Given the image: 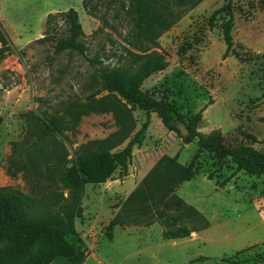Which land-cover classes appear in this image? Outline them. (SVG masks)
I'll return each instance as SVG.
<instances>
[{
  "label": "rangeland",
  "instance_id": "obj_1",
  "mask_svg": "<svg viewBox=\"0 0 264 264\" xmlns=\"http://www.w3.org/2000/svg\"><path fill=\"white\" fill-rule=\"evenodd\" d=\"M229 2L231 49L223 34ZM132 3L94 0L87 11L82 0H0L13 43L0 63V187L30 198L32 217L74 214L77 232L66 239L85 249L79 264H264V175L231 157L218 161L197 140L184 142L186 126L169 130L157 113L126 105L102 84L103 74L134 75L156 54L167 66L143 81V92L169 101L186 121L206 107L198 131L264 152V0H203L157 45L137 35ZM70 8L94 63L74 50L54 53L52 39L67 28L59 16L47 24V16ZM46 33L51 40L37 41ZM146 122L128 174L66 184L79 156L128 132L112 151L124 148ZM178 165H191L193 174L166 196ZM48 264L75 263L59 256Z\"/></svg>",
  "mask_w": 264,
  "mask_h": 264
},
{
  "label": "trees",
  "instance_id": "obj_2",
  "mask_svg": "<svg viewBox=\"0 0 264 264\" xmlns=\"http://www.w3.org/2000/svg\"><path fill=\"white\" fill-rule=\"evenodd\" d=\"M93 1L82 0L84 9L89 11ZM202 1L189 0V3L185 5L183 0H133L132 5L127 9V13L133 18L137 35L141 39L157 45L158 39L165 32L170 30L187 12ZM230 4L229 2L225 6L230 17L223 26L224 40L228 49L233 46L231 34L233 13ZM176 7L178 11L175 13L174 8ZM56 16H59L66 25L67 35L52 39L54 53L59 54L65 50H74L88 58L86 45L81 40L84 31L78 11L70 8L56 14L50 13L46 23L49 24ZM48 40H51V37L47 33L43 38L37 39L40 42ZM0 44H2L0 47L1 63L12 52L13 47L12 40L1 22ZM88 60L94 63L93 59L88 58ZM166 66L167 62L162 57L160 58L156 54L148 55L146 61L134 75L103 74V89L109 92H117L126 100V105L139 108L149 114L157 113L169 130L178 131L181 129V125L186 126L188 134L183 136L184 142L190 143L197 140L199 149L213 153L218 161L231 157L238 167L247 173L258 176L264 175V152H259L252 146L243 143L229 147L226 145L221 132L205 135L198 131V124L206 107L186 121L178 115L169 101L158 100L141 90L142 83L146 78ZM2 121L3 118L0 115V124ZM117 121L122 129L127 126H125L123 118L118 117ZM147 128L148 122L122 149L112 151L113 148L122 144L129 137L128 132H125L124 135L115 134L116 143L113 142V138L108 139L103 141L104 147L99 148V150L79 156L65 173L66 184L72 185L77 181L85 184L104 183L113 179L117 170L122 175L128 174L133 148L143 142ZM113 144L114 147H111ZM172 162L176 163L174 160ZM8 174L15 175L11 170H8ZM192 174L191 165L188 167L178 165L177 170L170 171L168 175L171 184L164 191L165 195H169L175 186L188 180ZM40 201L48 202L44 198ZM31 204L32 200L27 199L23 194H16L10 187H0V243L5 244L0 248V264H48L53 258L59 256L79 264L85 258V249H76L66 239L67 235L77 232L74 214L32 217L27 211ZM116 223L117 219H113L109 228L111 229ZM184 235L181 233L177 236Z\"/></svg>",
  "mask_w": 264,
  "mask_h": 264
},
{
  "label": "water",
  "instance_id": "obj_3",
  "mask_svg": "<svg viewBox=\"0 0 264 264\" xmlns=\"http://www.w3.org/2000/svg\"><path fill=\"white\" fill-rule=\"evenodd\" d=\"M181 126L184 127V125H181ZM181 126H180V127H181ZM187 134H188V130L185 128L184 131H183V135L186 136Z\"/></svg>",
  "mask_w": 264,
  "mask_h": 264
}]
</instances>
